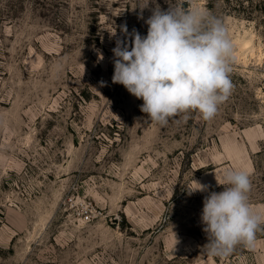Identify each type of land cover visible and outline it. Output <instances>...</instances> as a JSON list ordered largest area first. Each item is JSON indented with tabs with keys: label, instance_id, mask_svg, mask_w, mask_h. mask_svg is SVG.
Wrapping results in <instances>:
<instances>
[{
	"label": "rangeland",
	"instance_id": "obj_1",
	"mask_svg": "<svg viewBox=\"0 0 264 264\" xmlns=\"http://www.w3.org/2000/svg\"><path fill=\"white\" fill-rule=\"evenodd\" d=\"M147 3L0 0V264H264V223L212 256L201 222L227 170L248 172L264 216V0ZM157 5L227 28L233 89L209 121L161 125L112 83L121 27L146 36Z\"/></svg>",
	"mask_w": 264,
	"mask_h": 264
},
{
	"label": "clouds",
	"instance_id": "obj_2",
	"mask_svg": "<svg viewBox=\"0 0 264 264\" xmlns=\"http://www.w3.org/2000/svg\"><path fill=\"white\" fill-rule=\"evenodd\" d=\"M148 4L149 0L144 7ZM145 23L146 36L135 29L129 34L126 25L121 27L127 39H117L112 49V83L142 99L141 112L161 125L190 111L199 112L205 121L213 119L233 89L234 45L226 26L196 7L165 11L158 5ZM195 183L189 195L208 189ZM217 183L223 191L210 192L203 201L201 222L208 238L204 249L212 256H227L238 244L254 246L264 216L249 205L248 172L227 170Z\"/></svg>",
	"mask_w": 264,
	"mask_h": 264
},
{
	"label": "built area",
	"instance_id": "obj_3",
	"mask_svg": "<svg viewBox=\"0 0 264 264\" xmlns=\"http://www.w3.org/2000/svg\"><path fill=\"white\" fill-rule=\"evenodd\" d=\"M85 219H86V220H89V219H90V217H89V216H85Z\"/></svg>",
	"mask_w": 264,
	"mask_h": 264
}]
</instances>
